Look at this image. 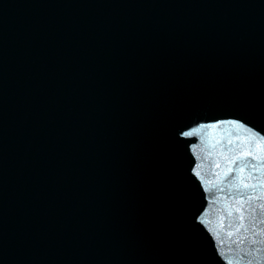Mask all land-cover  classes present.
I'll list each match as a JSON object with an SVG mask.
<instances>
[{"label": "water", "instance_id": "water-1", "mask_svg": "<svg viewBox=\"0 0 264 264\" xmlns=\"http://www.w3.org/2000/svg\"><path fill=\"white\" fill-rule=\"evenodd\" d=\"M0 264H264V0H0Z\"/></svg>", "mask_w": 264, "mask_h": 264}]
</instances>
